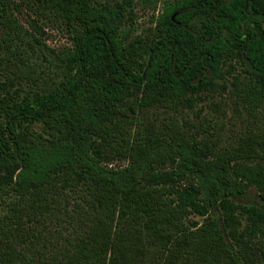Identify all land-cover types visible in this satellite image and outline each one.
<instances>
[{
    "label": "trees",
    "instance_id": "16d2710c",
    "mask_svg": "<svg viewBox=\"0 0 264 264\" xmlns=\"http://www.w3.org/2000/svg\"><path fill=\"white\" fill-rule=\"evenodd\" d=\"M18 1L59 21L72 44L52 73L38 71L21 49L37 40L19 4L0 0V71L15 60L0 81V198L13 196L0 264H251L230 240L242 222L248 236L264 235V209L234 202L248 186L264 194V0H174L133 36V0ZM232 60L245 113L235 146L215 152L175 119L134 127L148 109L191 108ZM116 158L126 165L111 167ZM58 214L71 222L61 253H31L28 224ZM192 215L203 221L188 225Z\"/></svg>",
    "mask_w": 264,
    "mask_h": 264
},
{
    "label": "rangeland",
    "instance_id": "374dc122",
    "mask_svg": "<svg viewBox=\"0 0 264 264\" xmlns=\"http://www.w3.org/2000/svg\"><path fill=\"white\" fill-rule=\"evenodd\" d=\"M19 5L15 15L19 23L37 40L30 36L24 38L21 49L28 54L30 60L36 63L38 71L54 70L55 56L60 54L72 44V33L69 32L59 21H48L37 19L25 7L15 0ZM111 2L112 0H103ZM117 1V0H115ZM174 0H133L132 36L146 31L153 24V20L162 13L167 3ZM31 19L35 21L32 22ZM6 51L0 40V57ZM11 64L3 62L0 71V81L3 74L13 66L15 60L9 58ZM228 68V67H226ZM225 68V69H226ZM229 74L224 71V80H218V87L211 93H201L196 103L191 108H183L173 113L161 108H151L136 116L134 127L139 129L157 130L164 124L175 119L180 132L188 137H194L198 141L207 142L214 147L215 152L224 151L235 146L239 135L243 132L245 125V113L237 102L234 87L231 85L232 78L240 73L241 67L232 60ZM223 69V70H225ZM52 73V72H51ZM28 83L23 81L21 87L29 89ZM225 85V86H223ZM264 115V105L262 108ZM126 160L119 158L112 160L111 167L126 165ZM13 196L0 198V217L6 211V205L12 201ZM62 208L71 209L72 200L70 193L64 191L60 194ZM237 205L258 206L264 209V194L255 186H248L245 192L234 199ZM64 215L38 216L28 225L34 229V240L29 246L31 253L43 254L48 258L49 254L58 253L63 249L64 237L70 230L71 222L65 220ZM203 218L189 216L186 223H201ZM242 220V218H241ZM243 223L236 229L230 240L242 253L246 255L251 264H264V235L248 236L243 230Z\"/></svg>",
    "mask_w": 264,
    "mask_h": 264
}]
</instances>
